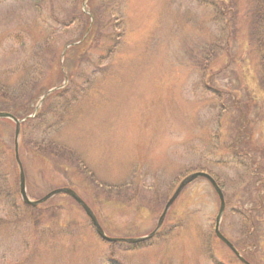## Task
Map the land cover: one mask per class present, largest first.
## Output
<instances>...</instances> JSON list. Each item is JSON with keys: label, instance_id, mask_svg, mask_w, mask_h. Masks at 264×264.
<instances>
[{"label": "rangeland", "instance_id": "obj_1", "mask_svg": "<svg viewBox=\"0 0 264 264\" xmlns=\"http://www.w3.org/2000/svg\"><path fill=\"white\" fill-rule=\"evenodd\" d=\"M206 1L0 0V112L32 108L18 117V161L16 126L0 118V188L18 208L0 202V264L227 263L205 177L180 190L160 236L134 249L99 237L69 195L26 207L20 171L30 201L69 188L108 237L149 233L180 182L205 172L222 193L220 233L237 242L243 220L264 231L254 0ZM257 242L263 257L264 232Z\"/></svg>", "mask_w": 264, "mask_h": 264}, {"label": "water", "instance_id": "obj_2", "mask_svg": "<svg viewBox=\"0 0 264 264\" xmlns=\"http://www.w3.org/2000/svg\"><path fill=\"white\" fill-rule=\"evenodd\" d=\"M36 109V108H35ZM0 118H8L11 121L14 122L16 129H15V134H14V150H15V154H16V159L18 161L17 158V147H18V129H19V125L20 123L24 120V119H17L15 118L12 114L7 113V112H0ZM205 177L208 180H210V182L212 183L213 187L215 188L218 197H219V201H220V209L216 218V225H215V233L217 235V237L222 240L225 243H228L227 240L220 234V232L218 231V224H219V218L222 214V210H223V198H222V193L220 192L218 186L215 184V182L211 179V177L209 175H207L205 172H194L191 175L187 176L186 178H184L180 184L178 185V187L176 188L175 192L173 193L172 197L167 201V203L165 204L163 211L161 213V215L158 218L157 221V226L155 228L154 231H152L150 234L143 236V237H138V238H113V237H108L103 230L101 229V227L99 226L94 214L92 213V211L88 208V206L85 204V202L71 189L69 188H59L56 190H53L52 192L48 193L46 196H44L41 199L35 200V201H30L27 196H26V192L24 189V179H23V175L22 172L20 171V181H19V187H20V195L21 198L23 200V202L25 204H29L32 206H36L42 202H44L45 200H47L48 198L52 197L53 195L56 194H60V193H64L67 194L69 196H71L81 207L82 209L85 211V213L87 214V216L90 218L92 225L95 229L96 234H98L99 237H101L103 240L107 241V242H113V241H126V242H132V243H136V242H140V241H144L148 238H150L155 232L156 230L159 228V226L161 225L165 214L167 212V210L169 209L170 205L172 204V202L174 201V199L176 198V196L179 194L180 190L192 179L196 178V177Z\"/></svg>", "mask_w": 264, "mask_h": 264}, {"label": "flooded vegetation", "instance_id": "obj_3", "mask_svg": "<svg viewBox=\"0 0 264 264\" xmlns=\"http://www.w3.org/2000/svg\"><path fill=\"white\" fill-rule=\"evenodd\" d=\"M235 164L240 165V168L244 167V169L247 168L248 166L247 164L241 162L240 160ZM252 175L257 176V174L255 173ZM225 208H226V201H225ZM249 211L251 210L248 211L242 210L239 211L238 214L241 213V215L247 217L248 220L250 219V215H251V212ZM243 222H244V226L239 228L237 232V235L239 236L237 242L235 241L233 242L227 235L225 234L223 235L228 242V243H222L228 250L226 260L223 261V262H227L226 264H232V262H237L239 264H259V262H264V258H263L264 256L262 257V253L259 252L260 243L257 242L259 240V235H261V233H263L264 231L262 230V232H259V230L254 226V223L252 221H250L249 225L251 224V226L249 227L246 226L245 220H243ZM213 233H214V229H213ZM158 235L159 232L156 233L155 237H157ZM248 239L254 241L253 243L251 242V247H248L247 244L249 243Z\"/></svg>", "mask_w": 264, "mask_h": 264}, {"label": "trees", "instance_id": "obj_4", "mask_svg": "<svg viewBox=\"0 0 264 264\" xmlns=\"http://www.w3.org/2000/svg\"><path fill=\"white\" fill-rule=\"evenodd\" d=\"M207 4H210L212 7H214L213 1L208 0ZM38 6H39V4H38ZM254 6H255L254 7L255 11H254V15H252V32H254V35L256 34V36H260L259 38H257L258 39L257 45L259 47L256 48V51L259 55L258 56L259 61L263 64V69H264V0H254ZM86 21H88V19ZM87 30H88V35H89L90 30L89 29H87ZM256 31H258V32L256 33ZM31 109L32 108L30 106H29V108H26L25 105H20V106H16V110L19 112H16V111H9V112H11L15 117L18 118V117H22V116L27 115ZM48 113L51 114V112H47L46 114H48ZM55 113H57V112H55ZM38 118L39 117H37L36 115L32 118H28L24 122V125H27V124L31 123L32 121H34ZM0 153H1V151H0ZM4 186L7 188H2V189L0 188V202H2L4 204V206L7 205L8 208H10L12 211L17 210L18 208L14 205V201H12L14 198V197H12L13 192H11V190L8 189L9 187L7 184H5ZM4 189H7V190L4 191ZM25 206L27 207L29 205H25Z\"/></svg>", "mask_w": 264, "mask_h": 264}]
</instances>
